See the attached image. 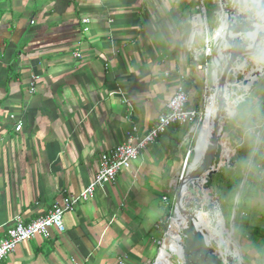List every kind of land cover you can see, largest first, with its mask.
I'll return each mask as SVG.
<instances>
[{
    "label": "crops",
    "instance_id": "0c3cea01",
    "mask_svg": "<svg viewBox=\"0 0 264 264\" xmlns=\"http://www.w3.org/2000/svg\"><path fill=\"white\" fill-rule=\"evenodd\" d=\"M200 2L0 3V239L17 217L31 222L63 197L78 196L93 181L100 155L133 126L147 132L179 85L188 107L202 110L208 59L194 60L204 47L196 26ZM249 101L258 121L236 125L228 118L225 125L227 138H243L238 165V149L251 143V179L234 228L240 263L264 264V138L255 135L264 123V75ZM188 127L169 128L114 182L66 213L64 233L19 244L5 264H113L123 256L127 264H151L163 233L157 224L170 215L173 184L189 152L183 161Z\"/></svg>",
    "mask_w": 264,
    "mask_h": 264
},
{
    "label": "water",
    "instance_id": "95a60500",
    "mask_svg": "<svg viewBox=\"0 0 264 264\" xmlns=\"http://www.w3.org/2000/svg\"><path fill=\"white\" fill-rule=\"evenodd\" d=\"M218 7L222 18L218 29L224 34L226 55L223 69L210 96L213 98L210 148L189 175L185 172L191 151L188 152L173 203L174 219L183 226L181 247L184 259L181 264H235L236 259L223 255L218 243L209 245L207 238L197 232L192 207L202 201L212 219L222 217L219 198L213 192V182L225 165H234L225 129L228 112L237 106L231 101L232 79L239 74L240 62L257 51L260 45L262 38L258 25L264 11V0H219ZM263 74L264 67L260 70L256 68L251 78L248 76L244 80V87L250 85L247 92L255 87L256 81ZM226 151L231 153L228 155Z\"/></svg>",
    "mask_w": 264,
    "mask_h": 264
},
{
    "label": "rangeland",
    "instance_id": "374dc122",
    "mask_svg": "<svg viewBox=\"0 0 264 264\" xmlns=\"http://www.w3.org/2000/svg\"><path fill=\"white\" fill-rule=\"evenodd\" d=\"M218 4H219V0H204L205 18H206L207 28H208V32H209L208 35H207L205 29L204 30L201 29V26L204 24V21H203V14L201 13L200 5L197 8L196 13L199 14L202 18L200 20L199 16L196 17V26L198 28L200 27V33L197 36L202 41V44H201L202 47L205 45L207 37H214L215 32L218 30V27L220 24V18H221L220 9L218 12ZM199 38H197V39H199ZM209 40H210L211 52H210V55L208 57H206L208 59L209 66H208V68H206L207 71L204 70L205 68L203 67V75H205V78L206 77L208 78V83H207L208 87L214 88V83H213V80L211 78V73L214 70H216L218 75H219L221 73V70L223 69V65H224L225 60L221 61L220 65L218 67L215 66L214 59L217 57L220 41H214L213 39H209ZM260 50L261 49L259 46L257 48V51H255L254 53L245 57V59H243L240 62L239 66H242L243 68L239 71V74L234 79H232L231 93H233V94H231V101L236 100L237 98H240V100H241V102L235 108H233L232 111H235V113H236L238 111V109L242 110V112L240 111L241 113L238 116H237V113L234 116H231L229 114V118H230V120H232L233 124L237 125L239 123L238 125H241V124L243 125L244 122H247L250 124L253 121H256V122L258 121V120H256L257 118H255V120H252L253 119L252 114H254V113H253L252 106L249 105V104H251L250 103L251 101H249V100L252 97V93H253L255 87L250 92H247V90L249 88L246 90L243 83H244V80L248 76H251L256 71V68L258 70H260L262 67H264L263 57L261 55ZM199 51H200V54H199L198 59L201 63H204V58H202V56L205 57L206 51L204 50V47L202 50H199ZM199 51H198V53H199ZM263 51H264V47H263ZM258 80L256 81V84H257ZM205 86H206V83L204 84V88H205ZM206 98L208 99L209 95H207ZM206 105L208 106L207 102L206 103L204 102L203 108H202V111H203L202 116L203 117L201 116L200 119H198V121L194 125H190L188 127L187 131H190V133L188 132V135H189L188 141H187L186 145L184 146V149H183V152L181 155L182 158L184 157L185 152L192 151V149L196 143L197 130H198L199 125L201 124L202 119L204 118V114L206 113V109H205V108H207ZM232 111L230 110L229 113ZM260 117H263V116H260ZM263 120L264 119H262V121ZM251 127H252V125H251ZM191 128H194V130L191 131L190 130ZM237 128L239 129V127H237ZM240 130H242V129H240ZM235 133L236 132H231V134L228 135V138L226 140L228 147L232 150L231 151L232 152V160L234 162V165L233 166L225 165L222 168V170L219 172L218 176L216 177V181H215L214 187H213L214 194L217 195L219 198L222 217L220 219H212L211 217H209V220H208V224H209L208 237L210 239V244L218 243L221 246L220 250L222 251V254H224L225 252H232L237 258V260L236 259L234 260L235 261L234 263L235 264H241L240 263L241 261L239 259L238 253H237V249L239 250V247L236 243L235 228H236L237 221H238L237 220V218H238L237 205L241 199L240 198L241 193H242L241 190L243 189L245 184H247L248 180L251 179L249 174H247V172L250 171V164H251V161H250L251 160V143H250L249 147H244V149H245L244 152H243V149H241L243 146L242 147L240 146V148L238 149L241 151L240 153H243L242 160L240 161V164L238 165L236 163L237 147H238V145H240L242 143V142H238V141H240V140L243 141V138H241L242 136L237 137L235 135ZM209 141H210V135L207 137L205 144L203 146V153L207 149V147L209 145ZM230 153H228V155ZM192 157L189 160V163H191ZM183 161H184V158H183ZM183 167L181 168V171H180L181 174H182L183 169H184ZM248 169H249V171H248ZM181 174H178V177L175 181V184H173L174 189H173V192H172V195L170 198L171 203L174 200V197H175V194H176V191L178 188V184H179L178 178ZM206 195H207V193H206ZM205 197H207V196H205ZM194 208H192L193 209L192 214H193L194 218H196V216H198V215L194 211ZM170 213H171V217L172 216L174 217L173 205H172V209L170 210ZM209 216H210V214H209ZM164 231H166V228L163 226V232ZM177 237H178V240L175 238V235H174V232L172 229L169 232L168 237L166 238V240L163 244L161 254H160V257L158 259L157 264H181V262H183L184 258L179 256V254L182 252V247H181L182 238L179 234H177ZM162 238H163V233H162ZM160 240H161V238H160ZM160 240H159V242H160ZM159 247L160 246H158L157 250L154 251V254L156 253L155 255L158 254ZM152 258L153 257H151V259Z\"/></svg>",
    "mask_w": 264,
    "mask_h": 264
},
{
    "label": "built area",
    "instance_id": "2783aa9c",
    "mask_svg": "<svg viewBox=\"0 0 264 264\" xmlns=\"http://www.w3.org/2000/svg\"><path fill=\"white\" fill-rule=\"evenodd\" d=\"M6 0H0V3ZM201 13L203 14L204 26L201 29H205L208 35V28L205 18L204 1L200 2ZM200 16V15H199ZM201 18V16H200ZM202 19V18H201ZM89 23L88 19L83 20V24L87 25ZM204 50L206 51L205 57L210 55V40H207L204 45ZM199 54L197 51L194 54V60L199 61ZM74 59H80L81 54L75 52L72 54ZM209 64H204V70L207 71ZM199 68H202L201 66ZM37 77L32 80V86L35 84ZM205 98L204 102L208 103V99L212 96L214 88L208 87V78L205 80ZM34 87L31 88L33 92ZM209 95L207 99L206 96ZM189 96L184 86L179 85L173 97L167 102L165 112L161 113L156 122L151 128L145 133H139L138 128L133 126L130 131L127 132L125 140L117 145L116 147L104 152L99 157L98 170L93 179V181L78 195V196H66L61 200L53 203L51 208L42 216L37 219L25 223L22 218L17 217L15 222L11 227L7 229L4 238L0 239V264H5L10 255L14 252L16 247L23 243L30 241L35 238H41L44 240L51 239L52 232L56 231L58 233H64V215L66 213L73 212L76 205L79 202H87L94 196L97 188H102L107 184L114 182L117 176L124 170L130 168L131 164L135 162L148 147L156 142V140L164 135L167 130L174 126H190L194 125L198 119L203 115L202 110H195L188 107ZM207 107V105H206ZM206 109V108H205ZM14 116H11L13 118ZM22 129V124L17 123L15 126V131L20 132ZM194 128H192L193 130ZM260 130H263L260 132ZM255 135L264 138V123L255 126ZM174 201V200H173ZM163 202L166 204L169 202L167 197L163 198ZM174 217H169L165 221H160L157 224L158 228L163 226L166 231L163 232V238H161L158 243L159 250L155 259L151 264H157L158 259L161 254L163 244L168 237V232L170 230L172 221ZM128 258L126 256L119 257L117 261L113 264H127Z\"/></svg>",
    "mask_w": 264,
    "mask_h": 264
},
{
    "label": "bare ground",
    "instance_id": "6f19581e",
    "mask_svg": "<svg viewBox=\"0 0 264 264\" xmlns=\"http://www.w3.org/2000/svg\"><path fill=\"white\" fill-rule=\"evenodd\" d=\"M203 26H204V24L201 26V28ZM258 32L261 33L262 40H261L259 46H260V49H261L260 52H261V55L263 57V62H264V54H263L264 53V51H263V47H264V11L260 15V25H258ZM214 37H215V39H213L214 41H220L217 57L214 59V64H215L216 67H218L220 65V62L224 61L225 55H226V49H225V44H224V39H223L224 38L223 31H220L218 29L215 32ZM242 68H243L242 66L238 67L239 70H241ZM213 77H215V79H212L213 83L216 84L217 81H218V78H219V75H218L216 70H214L211 73V78H213ZM248 88H250V85H248V84L245 85V89L247 90ZM240 102H241V100H240ZM207 104H208V106L206 108V113L204 114V118L202 119L201 124L199 125L198 130H197L196 143H195V145H194V147H193V149H192V151L190 153V155L193 156L192 157V161H191V163H189V161H188V163L186 165L185 171H186V173L188 175L191 174L194 171V169L199 165L201 160L207 154L208 149L210 148V141H209V145H208L207 149L203 153V146L205 144V141H206V139H207V137L209 135L211 136V115H212V112H213V110H212L213 109L212 108V106H213V98L212 97H210L208 99V103ZM185 162H186V160H185ZM184 165H185V163H184ZM180 178H181V175L178 178L179 181H180ZM204 194H206V192ZM192 208H194V211L198 215V216H196V218H194V216H193L194 227L197 230V232L203 238L204 237L207 238V243L210 245V239L208 237L209 211L206 210V208L204 207V202H202V201L200 203L198 202V205L196 203ZM172 229H173L175 238L178 240L177 234H179L181 236V233L183 232V226L176 219H173L169 232ZM169 232H168V234H169ZM225 254L229 255V256H232L233 258H236V256L232 252H225L223 255H225ZM179 256L183 257L182 252L179 254ZM238 256H239V259L241 261V256L239 254H238Z\"/></svg>",
    "mask_w": 264,
    "mask_h": 264
},
{
    "label": "clouds",
    "instance_id": "9594fccd",
    "mask_svg": "<svg viewBox=\"0 0 264 264\" xmlns=\"http://www.w3.org/2000/svg\"><path fill=\"white\" fill-rule=\"evenodd\" d=\"M209 39H215V37H209ZM232 103L234 105H238L240 103V98H237L236 100H233ZM231 116H234L236 115L235 111H232L229 113Z\"/></svg>",
    "mask_w": 264,
    "mask_h": 264
},
{
    "label": "trees",
    "instance_id": "16d2710c",
    "mask_svg": "<svg viewBox=\"0 0 264 264\" xmlns=\"http://www.w3.org/2000/svg\"><path fill=\"white\" fill-rule=\"evenodd\" d=\"M175 128H179V126H174ZM193 154V153H192ZM191 157H192V155H189V157H188V161L191 159ZM170 205V206H169ZM172 209V203L170 204H168V210L170 211ZM210 217V216H209ZM256 233H258V232H256Z\"/></svg>",
    "mask_w": 264,
    "mask_h": 264
}]
</instances>
